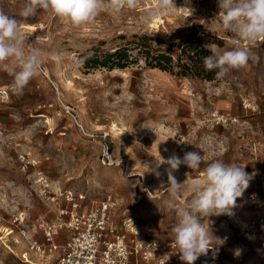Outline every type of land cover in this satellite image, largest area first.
<instances>
[{
    "label": "rangeland",
    "instance_id": "374dc122",
    "mask_svg": "<svg viewBox=\"0 0 264 264\" xmlns=\"http://www.w3.org/2000/svg\"><path fill=\"white\" fill-rule=\"evenodd\" d=\"M24 2L0 0V11L20 22L25 53L39 49L43 63L22 94L9 71L14 62L0 66V264L54 263L57 253L40 257L30 243L44 244L40 224L70 207L67 192L81 209L111 195V226L128 238L137 231L144 241L169 239L194 195L187 184L203 181L216 160L244 167L252 179L232 215L201 217L216 253L209 250L211 263L264 264V38L239 42L258 60L208 80L152 67L131 47L150 43L176 54L178 44L202 36L210 50H231L235 37L218 26V0H175L147 20L157 0L119 13L105 0L94 21L78 27L44 10L23 18ZM124 46L126 65L84 66V54ZM191 151L205 159L197 170L174 172L186 183L172 199L161 186L166 174L155 175L167 165L157 162Z\"/></svg>",
    "mask_w": 264,
    "mask_h": 264
},
{
    "label": "clouds",
    "instance_id": "9594fccd",
    "mask_svg": "<svg viewBox=\"0 0 264 264\" xmlns=\"http://www.w3.org/2000/svg\"><path fill=\"white\" fill-rule=\"evenodd\" d=\"M105 0H25L20 16L29 18L38 10H44L62 20H67L73 26H82L94 21L101 11ZM109 9L119 13L122 8L134 9L138 0H108ZM187 3V0H186ZM157 8L151 11L145 19H151L162 14L168 8L175 6V0H157ZM221 30L234 34L233 48L217 52L215 46L212 54L203 59L208 71L216 70V79L224 78L230 70L240 69L248 65L249 60L259 58L251 49L240 46V41L255 44L264 38V0H218ZM20 22L0 11V66L9 68L5 61H13L14 67L9 71L14 76L13 86L18 94L42 66L41 52L32 49L25 53V36L20 34ZM18 69V70H17ZM205 157L199 152H185L183 157L173 153L167 159L163 157L157 162L167 165L164 173L156 171L157 178L166 174L167 183H161L172 199H179L185 182L177 181L174 172L181 165L192 170L200 168ZM252 176L245 172L244 167L237 164H226L216 160L204 169L203 181L197 179L187 184V190L193 193V198L187 208L178 211V222L171 231L174 234V244L180 254L179 259L184 264H195L201 256H207L211 237L209 228L201 223V217L232 215L237 199L242 197L249 187ZM213 249V258L215 257Z\"/></svg>",
    "mask_w": 264,
    "mask_h": 264
},
{
    "label": "built area",
    "instance_id": "2783aa9c",
    "mask_svg": "<svg viewBox=\"0 0 264 264\" xmlns=\"http://www.w3.org/2000/svg\"><path fill=\"white\" fill-rule=\"evenodd\" d=\"M248 104L243 103L246 108ZM105 147L106 159L112 163ZM70 207L58 212L55 220H42L40 229L44 244L30 243L40 257L57 253L53 264H184L174 244V235L166 240H143L137 231L128 238L111 226L110 212L115 206L111 195L87 209H81L71 192L64 194ZM79 199L83 195H78ZM17 220H22L20 217ZM61 231L62 242L56 241ZM195 264H212L209 256H201Z\"/></svg>",
    "mask_w": 264,
    "mask_h": 264
},
{
    "label": "trees",
    "instance_id": "16d2710c",
    "mask_svg": "<svg viewBox=\"0 0 264 264\" xmlns=\"http://www.w3.org/2000/svg\"><path fill=\"white\" fill-rule=\"evenodd\" d=\"M177 46L180 49L176 54H174V50L171 52L165 51L159 47H154L150 43H135L131 48H137L138 53H141L145 62L152 67L167 71L176 69L175 71L178 74L196 75L208 80L216 78V70L208 71L204 67V57L212 54V52L202 43V36L188 39ZM128 49V46H124L113 51L88 52L83 55L84 66L122 67L129 60Z\"/></svg>",
    "mask_w": 264,
    "mask_h": 264
},
{
    "label": "bare ground",
    "instance_id": "6f19581e",
    "mask_svg": "<svg viewBox=\"0 0 264 264\" xmlns=\"http://www.w3.org/2000/svg\"><path fill=\"white\" fill-rule=\"evenodd\" d=\"M254 236V235H253Z\"/></svg>",
    "mask_w": 264,
    "mask_h": 264
}]
</instances>
